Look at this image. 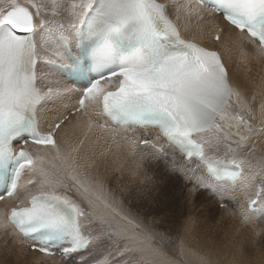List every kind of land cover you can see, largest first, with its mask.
<instances>
[{"label":"snow or ice","instance_id":"obj_1","mask_svg":"<svg viewBox=\"0 0 264 264\" xmlns=\"http://www.w3.org/2000/svg\"><path fill=\"white\" fill-rule=\"evenodd\" d=\"M196 2L200 7L211 5L213 13L222 14L241 33L246 31L264 51V0ZM31 7L35 12L12 0L7 8H0V200L20 194L25 170L41 177L38 190L27 193L21 206L10 210L7 224L22 237V246L31 241L33 251L46 256L59 249L64 259H71V254L93 248L101 253L102 264H113L115 257L130 252L155 255L156 249L128 227L133 224L129 214H122L103 201L111 213H93L92 220L84 223L85 211L60 191L65 187L61 173L45 170L40 163L42 158L33 157L23 147L14 150V141L24 137V144L31 141L57 147L54 132L60 124L42 133L36 120L37 106L45 97L54 95L52 88L44 92L37 86L40 52L44 51L46 58L50 52L56 57L54 64L84 85L77 111L85 108V101L102 104L97 115L107 117L113 125L158 127L170 148L178 149L188 160L196 158L197 167L203 166L202 175L175 159L171 162L172 171L179 167L187 179L194 178L190 192L199 188L215 195L223 182L235 179L239 165L234 150L208 157L204 149L205 145L218 149L220 137L216 135L213 140L206 134L231 128L229 120L247 124L243 117L230 115L229 101L239 93L230 86L219 54L183 39L169 17L168 6L158 0H79L72 5L68 26L71 31L63 24L57 26L54 21L40 18L43 4L32 0ZM51 7L55 14L59 8L57 0H52ZM109 85L115 91H107ZM235 134L239 135V131ZM227 136L225 132L224 137ZM240 139L245 137L241 135ZM140 143L150 146L153 159L164 158L168 162L169 152L163 144L147 139ZM74 163L66 164L65 174L82 183L70 171ZM256 202H249V212L257 211ZM244 217L248 219L246 213ZM122 220L127 224H122ZM92 221H97L95 226ZM85 259L81 257L76 264H85Z\"/></svg>","mask_w":264,"mask_h":264},{"label":"bare ground","instance_id":"obj_2","mask_svg":"<svg viewBox=\"0 0 264 264\" xmlns=\"http://www.w3.org/2000/svg\"><path fill=\"white\" fill-rule=\"evenodd\" d=\"M60 1L63 3L60 2L58 3L59 8L55 14L53 13L52 7L50 6L49 12H47L48 9L45 10L46 12L45 15L49 13L51 17L55 19L56 18L59 19L60 21L63 22V25L65 24L66 29L68 31H71V29L68 26L71 23V19H72L71 9L74 3L66 2L65 0H60ZM158 1L168 6L167 11L169 13V17L177 24V27L179 28L181 37L183 39L194 41L195 43H198L200 46L215 51L219 54L221 58V62L223 63L227 71L228 82L230 86L237 93H239L238 97L234 96L229 101L232 109L230 115L231 116L239 115L243 117V119L247 121V124L245 125L235 120H229L228 123L232 124L233 126L231 128H227V127L224 128L223 131L218 134H215L214 132V134H211L212 139L215 140L216 135H218L220 138L217 141V143L223 145L224 148L229 151V149H238L240 147L243 148L244 143L242 142L243 143L242 144L238 142L237 139H239L241 135L244 136L245 133V135L247 134L249 135L247 139L248 142H246L247 145L251 144V147L254 146L253 148L255 147L264 148V129H262L264 128V122H263L264 120V51H261L259 46L254 41H252L246 34L236 31L233 27L227 25L220 18L218 14L213 13L211 9H208L206 7H200L199 5H197V2H195L194 0H180V1L158 0ZM8 2H9L8 0H0V8H7L10 4V3L8 4ZM75 3H79V0H77V2ZM177 9H179V13H177ZM177 15H179V19H177ZM221 27L224 28V30L223 32L220 33L219 39L216 42L212 41L211 39L213 35L219 33L218 30ZM37 39H39V34L37 36ZM48 57L49 58L45 57L44 51L40 52L39 59H50V60L56 59V57L51 56L50 52L48 53ZM39 59L36 66V71L39 77L37 81V86L41 88L42 91L44 92H47L49 88H52L54 95H52L51 97H45L43 101H41L42 103L37 107L36 110V120L38 123V129H40V131H51L55 123L59 122L60 119L64 117L66 114H68L71 110H75L76 100L79 97L80 92L75 91L71 87L69 81L65 79L58 71H56V69H53L51 66H48L47 64L43 65L42 63H39ZM112 80L115 81V78H113ZM103 84L104 82L102 83V85ZM65 88L71 90L65 91L64 90ZM107 89H114V87L109 85ZM57 90H59L58 94H56ZM97 112H100V105L99 106L90 105L88 101H85V108L80 111H76L71 115L68 114L67 119H65L60 124V127L56 130L55 138H54L57 145L56 148H53L51 146L36 145L31 143H27L26 148L29 150L30 154L33 157L42 158V161L40 163L42 164V167L45 170H49L54 173L55 172L61 173V179L65 184L64 188H69V185L67 184H69L70 181L77 183L75 180H73L72 178H70L68 175L65 174L66 164L72 165V162L74 161L75 163L71 167L70 171L73 175H76L78 177L79 181L82 182V183H78V187L74 185V188L80 195L84 196L85 200L87 199L89 200L91 198L94 200V201L90 200L91 203H89V201L87 202V204H89L90 206L92 204L93 205L99 204L100 206L101 204L103 205V207L101 208H99V206L98 207L92 206L95 212H98V214L111 212V208H106L103 202V201L108 202L110 199L107 198L105 194V189L107 188L108 190L112 186V184H110L111 178H115L117 181L123 182V180L127 176L125 175L123 180H121L119 176L121 175V173H123L124 176V172H122V170L117 166H114V168H112V165H115L116 162L115 160L111 159L112 154L115 152L121 153V155L118 156L120 157L126 156L127 158L131 159L134 157H142L143 153L139 151L142 148H143L142 150L145 151L147 155H149V153L152 151L150 146L143 145V147L141 148L140 143L135 141L147 139L154 143L158 142L159 144H163L165 150L173 154L174 156L173 159H175L178 164L188 165L189 167L196 165L197 173L199 175L203 174L202 171L203 166H200L198 168L197 165L199 163L196 160L194 159L185 160L183 158V155L180 154L176 149L170 148L167 142L162 138L158 127H146V128H133V127H125V126L113 127V126H109V122L105 119L104 116L97 115ZM96 122L97 124L95 125ZM99 123L106 124L107 125L106 127H109L110 129L113 128V130H110L109 128L107 129L99 128L98 126ZM249 128H251V131H248ZM237 131H239V135L235 134L237 133ZM113 132L117 133L118 136L114 137L112 135ZM225 132L228 133L227 138L224 137ZM197 138L200 139V137ZM205 149H206V145H205ZM110 150H112L111 154L108 153ZM206 151L207 150H205V152ZM207 153L209 152L207 151ZM107 154L109 155L110 158L107 156ZM66 157L68 158L67 160L65 159ZM238 164L240 165L241 172L237 177V179L234 181L233 185L223 182V187L220 191L217 192V195H220L222 197L224 193H227V195L230 198H233L238 204V209L240 210V214L242 218H245L244 214L246 213L248 217L263 222L264 196L262 195L263 196L262 198L258 196L257 202L254 205V207L257 209V212L253 213L248 211V201L253 198L256 192V187L254 188L250 196L248 195L249 191L246 189L236 190V188L240 185L238 184L240 179L244 180L245 183H247L248 185L251 184L254 186L255 178L251 176L250 172L248 173L246 172H247V168L248 169L249 168L256 169V168L254 167V165L248 166L244 164V161L241 159L238 160ZM112 169H114V171L116 172L114 173ZM101 171L104 172L105 175H103ZM34 177H38L40 179V176L38 174L34 175L32 172H29V174H27L20 180L21 188L19 195L5 198L4 200L0 201V234L3 235V237L9 235L11 238H13L12 240L14 242H17L21 236L18 233L14 232V229L10 224H7V210L8 207L14 205V203L17 200L20 201L19 204L20 206L21 201L24 200V196L27 193L30 192L34 193L38 190L39 184L26 185V181L29 178H34ZM94 182L96 183V185L94 184ZM88 185H92L93 187H96V190L98 191V194L101 196V198H95L94 197L95 193L90 192V189H88L89 187ZM122 187L124 188V192H126V187L124 186L123 183H122ZM81 189L83 190L85 189V191ZM117 189L119 188H116V190ZM60 191L79 204L78 200H75L71 195L67 194L65 191L62 190ZM105 198L107 199L104 200ZM98 199L100 200V202ZM110 205L113 208H115L116 211H119L121 213L126 212L130 214V212L131 213L133 212L131 208L125 205L122 196H120L117 199H114L113 205L111 203ZM175 207H178L177 203H168L165 206H159V209L161 208L174 209ZM178 213L180 214L179 209H178ZM88 219L91 220L89 216ZM82 221L84 222V218H82ZM4 224L5 226L6 225L7 226L2 227V225ZM132 226L134 225L132 224ZM166 226L167 228H169L168 225ZM140 234L144 237L146 244L151 245V247L156 249V254L147 256V255H142L139 252L136 253L133 252L134 255L133 254L130 255L134 256L133 260H135V262H137L136 261L137 259L141 258L143 264H180L179 262L176 261L177 259H174V257L170 256L171 254L166 255L163 253V246L165 245V241L163 237L159 236L157 240H154L153 236L151 237L150 233L148 232H140ZM30 242L31 241H29L28 244ZM28 244L27 246L20 245L17 247L19 251H23V253L20 254L21 256L24 255L25 253L28 259L29 257L32 258L33 256L38 257L39 259L44 260L43 264L46 261V259L49 260L51 264L67 263V260L64 259L63 257H57L53 255L46 256L37 251H32L28 248ZM178 251L181 252L182 254L181 255L182 257L180 256L181 257L180 259H182V261H184L186 264H190L189 258L196 261L199 264H204V262L207 261L203 257H200L199 261H197L195 259L197 255L189 250H186L187 251L185 252L186 255H184L183 254L184 248L180 244ZM82 255L83 253L81 254L79 253V255L77 256L83 257ZM5 256H9V255L6 254ZM128 258H130V256ZM10 260H12V258ZM23 260L25 262L26 259ZM34 260L35 259H33V261ZM15 262H17V260ZM15 262L14 264H16ZM24 262L22 264H24ZM138 264H141V262L138 261Z\"/></svg>","mask_w":264,"mask_h":264},{"label":"rangeland","instance_id":"obj_3","mask_svg":"<svg viewBox=\"0 0 264 264\" xmlns=\"http://www.w3.org/2000/svg\"><path fill=\"white\" fill-rule=\"evenodd\" d=\"M8 1V4L12 3V0ZM16 1L19 6L28 7L30 11L35 12V9L31 7L32 0H15V2ZM65 1L73 3L77 2V0ZM59 2L63 3L60 0H57V3ZM35 3L43 4L45 6L41 10L40 18L48 21H54L56 25L63 24V22L59 19L51 17L49 13L45 15L46 9H48L47 12H49V7L52 4V0H35ZM42 61V59H39V63H41ZM69 113H71V111ZM96 124L97 122L95 123V125ZM98 126L99 128L107 129L102 127L101 124H99ZM112 135L114 137L118 136L115 132H113ZM244 137L245 139L243 141L240 138V140L237 139L238 142L244 143H242L243 148L240 147L238 149L231 150H234L233 154L237 156L238 160H243L244 164L248 166L254 165L256 169L247 168L246 173L250 172L251 176L254 177L255 180L253 186L251 184L248 185L244 180L240 179L238 183L240 185L236 188V190L246 189L249 191L248 195L250 196L254 188L259 185L262 187V195L264 196V148H253L254 146L251 147V144L247 145L246 142H248L247 139L249 135H245L244 133ZM218 145L219 147L216 150H211L206 145V150L209 152L207 153L206 151V154L210 156H223L224 153L228 150H226L223 145ZM140 147L142 148L143 145H140ZM142 149L139 150L143 153L142 157H134L131 159L127 158L126 156H121V158L120 156H118L121 155V153L115 152L116 154H112L111 159L116 161L115 165H112V168H114V166H117L122 170V172H124V176L123 173H121V175L119 176L121 180H123L125 175L127 176L125 177L123 182L117 181L115 178H111L110 184H112V186L108 190L107 188L105 189L107 198H110L107 202L108 204L111 203L113 205V200L122 196L125 205L133 210L132 213L130 212L129 218L133 220L134 226L130 224L128 225L129 228L133 229L137 233L148 232L150 233L151 237L153 236L154 240H157L159 236L163 237L165 241V245L163 246V253L166 255L171 254L170 256L174 257V259H177L176 261L180 264L186 263L182 261V259H180L182 257V254L178 251L179 244L184 248V255H186V250H189L197 255V257L195 258L197 261H199L200 257L205 258L207 261L204 262V264H264V221L260 222L257 219L255 220L250 217H248L247 220L245 218H242L240 210L238 209L237 202L233 198H230L227 193H224V195H222L221 197L217 194L213 195L210 190L199 188H197L195 192H190L189 190L193 188L194 178L192 180L187 179L184 172L179 167H177L175 171H172L171 162L174 157L172 153L168 154V162L166 163L164 158H160L158 160L153 159ZM108 153L111 154L112 150H110ZM107 156L109 157L108 154ZM155 162L157 165L155 164ZM186 166L189 170L194 169L196 171V174L199 175L197 173L196 165H193L191 167H189L188 165ZM112 171L114 173L116 172L114 171V169H112ZM101 173L105 175L104 172L101 171ZM188 175L191 176L192 172L189 171ZM40 180L41 177L40 179L36 177L35 182H33L32 184H27L38 185ZM122 183L126 187V192H124ZM94 184L96 185L95 182ZM67 185H69V188L62 187L60 190L65 191L75 200H78L80 207L87 214V220H85L84 218V223H87L89 221L88 216L92 220L93 213L98 215V212H95L94 208L92 207L93 204L91 206L87 204L88 201L93 199L91 198L89 200H85L84 196L80 195L75 190L74 185L78 187V183L70 181ZM88 186L92 187H88V189H90L91 193H95V198H101V196L98 194V191L96 190V187H93L92 185ZM116 188L119 189L116 190ZM83 191H85V189ZM262 195L260 196V198L263 197ZM107 198H105L104 200H106ZM168 203H177L178 207H175L174 209H159V206H165ZM94 205L95 207L99 206V208L103 207L102 204L101 206L99 204ZM178 209L180 211V214L178 213ZM110 213L111 212H109V214ZM116 219L118 220L120 219V217H116ZM120 222L122 224H127V221L122 220ZM96 223L97 221H92L93 226H95ZM137 223L140 224L139 227H136ZM166 225H168L169 228H167ZM2 227H6L5 224L2 225ZM12 239L13 238H11L9 235L3 237V235L0 234V259L2 258V261L0 260V264H14L16 260V264H22L24 262L23 259H26L25 262H35L32 264H43L44 260L39 259L38 257H29V260L28 257H26L25 253V256H21L20 254H22L23 251H19L17 249V247L21 244L18 243V241L14 242ZM81 253H83L82 256L86 258L85 263L93 262L97 264V262H99V264H102L101 253L99 251H96L93 248H89ZM6 254L9 256H5ZM130 254L134 255L133 252H130L129 254H127L130 256V258H128L129 256L127 255V257H115V254H113L115 257L113 260V264H122V262L125 260H127L129 264H138V261L143 264L141 258L137 259V262H135V260H133L134 256ZM77 255L79 254H76L75 256ZM11 258L13 261L10 260ZM33 259L35 260L33 261ZM66 260V264H76L75 260L73 259ZM4 261L12 262L6 263ZM189 261L190 264H199L190 258ZM25 262L24 264L29 263ZM44 264L51 263L46 259Z\"/></svg>","mask_w":264,"mask_h":264},{"label":"water","instance_id":"obj_4","mask_svg":"<svg viewBox=\"0 0 264 264\" xmlns=\"http://www.w3.org/2000/svg\"><path fill=\"white\" fill-rule=\"evenodd\" d=\"M21 35H24L23 33H21Z\"/></svg>","mask_w":264,"mask_h":264}]
</instances>
